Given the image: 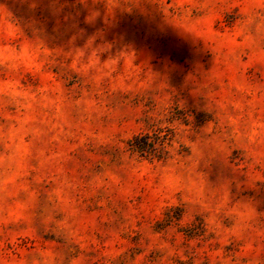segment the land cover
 <instances>
[{"label": "rangeland", "instance_id": "obj_1", "mask_svg": "<svg viewBox=\"0 0 264 264\" xmlns=\"http://www.w3.org/2000/svg\"><path fill=\"white\" fill-rule=\"evenodd\" d=\"M0 264H264V0H0Z\"/></svg>", "mask_w": 264, "mask_h": 264}, {"label": "trees", "instance_id": "obj_2", "mask_svg": "<svg viewBox=\"0 0 264 264\" xmlns=\"http://www.w3.org/2000/svg\"><path fill=\"white\" fill-rule=\"evenodd\" d=\"M166 139V135L159 137L155 134L150 136L148 133H140L128 141V146L132 153H137L140 156H154L160 159L164 155Z\"/></svg>", "mask_w": 264, "mask_h": 264}]
</instances>
